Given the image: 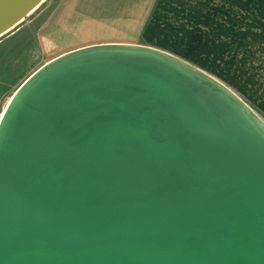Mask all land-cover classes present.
Instances as JSON below:
<instances>
[{"label": "water", "instance_id": "95a60500", "mask_svg": "<svg viewBox=\"0 0 264 264\" xmlns=\"http://www.w3.org/2000/svg\"><path fill=\"white\" fill-rule=\"evenodd\" d=\"M0 264H264V120L154 48L50 61L0 119Z\"/></svg>", "mask_w": 264, "mask_h": 264}, {"label": "crops", "instance_id": "0c3cea01", "mask_svg": "<svg viewBox=\"0 0 264 264\" xmlns=\"http://www.w3.org/2000/svg\"><path fill=\"white\" fill-rule=\"evenodd\" d=\"M223 2V9L221 7L218 13H221V21H224L223 24L220 23L218 30L215 31L218 39L217 51L211 49L213 43L210 38V30L208 29L207 36L203 35L201 30L204 28L201 24H205L200 21L201 16L204 14H208L206 27L211 26L209 15L211 0H59L55 14L44 26L43 34L49 33L51 27H59L60 23L62 25L69 22L72 14L79 15L83 9L88 10L85 14L89 15L90 19H103L98 17L97 12L109 11L112 14L109 18H105L108 19L109 26L105 29L91 30L88 33H91V36L95 37L96 40L85 41L78 46L87 44L146 46L169 53L196 68L199 66L194 63L195 61H215L217 58L218 63L222 61L227 63L224 61L227 59V53L232 54L236 81L239 82L240 79L241 83L244 82L249 87L240 88V91L252 94V99L256 100L259 108L264 111V77L258 74L260 70L264 69V64L259 65L257 68L254 66L255 62L260 63L264 60V39L259 40L264 34H257V40L253 36L250 42L253 45L246 46L245 43H249L246 41L247 38L253 35L251 30L254 25L259 26V22L251 20V23L247 26L248 30L244 29L242 18L243 0H228V2L223 0ZM232 11L234 12V21L228 23L226 13ZM259 19L258 17L257 20ZM77 20L75 19V21ZM80 22L78 21V23ZM87 22L85 21V26H87ZM189 23L191 24V30L188 27ZM259 28H264V23ZM204 37H207L206 40H204ZM80 38L79 34L72 32L68 41L75 42L81 40ZM229 47H231L230 50ZM255 70H257V73L254 72ZM257 75H259L258 79ZM256 84H258L257 87H255ZM237 90L239 89L237 88ZM237 90L233 92L237 94ZM238 96L255 111L251 102L248 103L246 99L240 95Z\"/></svg>", "mask_w": 264, "mask_h": 264}, {"label": "rangeland", "instance_id": "374dc122", "mask_svg": "<svg viewBox=\"0 0 264 264\" xmlns=\"http://www.w3.org/2000/svg\"><path fill=\"white\" fill-rule=\"evenodd\" d=\"M58 1L59 0H44L40 4V6L18 27H16L12 32L0 39V117L9 99L33 73H35L45 64L66 53L89 46H95L96 44H87L85 46L78 45L84 43L85 41L89 42L96 40L95 37L91 36V33H88L91 30L94 31L95 29H105L109 26V23L107 22L108 19H105L109 18V16L112 14L109 11L97 12L98 17H102L103 19H90L89 15L87 16L85 14V12H87L88 10L83 9L80 11L79 15L75 16V14H72L69 22L63 23L62 25L60 23L59 27H51V31L49 32L50 34L47 33L44 35V26L55 14ZM226 2H228V0H226ZM223 4V0H211V11L209 13L211 26L209 28L206 27V24H208V22H206L208 14H204L203 16H201L200 20L201 22L205 23L201 24L202 26H204V28L201 29L203 35L207 36L208 29L210 30V38L211 42L213 43L211 49H215L216 51L218 48V39L215 35V31L218 30V26L220 25V23L223 24L224 21H221V13H218V10L223 6ZM242 11L244 29L248 30L247 26H249L251 20H254L256 22L258 21L259 26L263 25L264 0H243ZM226 16L227 22L233 23L234 12H227ZM258 17L260 18L259 20H257ZM75 19L78 20L75 21ZM78 21L81 22L78 23ZM85 21H88L87 26H85ZM259 26H257V24L254 25V28L251 30L253 35L249 36L247 40L244 37V41L246 40L249 42L245 43L246 46L250 47L251 45H253L250 44L253 36L255 37V40H257V34H264V28H259ZM188 27L189 30H191L190 23L188 24ZM72 32H76L77 34H79V36L81 37V40H79L80 42L68 41V39L72 35ZM206 38L207 37H204V40H206ZM263 39L264 36L262 38H259V40ZM254 46L257 47L259 45ZM230 49L231 47H229V50ZM232 56V54L230 55L229 53H227V59L224 60L227 63H224L223 61L218 63V59L216 58L217 56L215 57V61L205 60L203 62L195 61L194 63L198 64V68L201 71L222 82L228 88L232 89V91L235 92L238 88L239 90H237V94L246 99L248 103L251 102V105L254 107L255 111L264 120V111L259 108L256 100L252 99V94H249V92L244 93L240 91V88L249 87L246 86L244 82L241 83L240 79L239 82L236 81V77L234 74V60H232ZM263 61H261L260 63L255 62V68L259 67V65L262 66L264 64ZM254 72L257 73V70H255ZM258 74L264 77V69L260 70ZM259 75H257V79L259 78ZM257 86L258 84H256L255 87Z\"/></svg>", "mask_w": 264, "mask_h": 264}, {"label": "bare ground", "instance_id": "6f19581e", "mask_svg": "<svg viewBox=\"0 0 264 264\" xmlns=\"http://www.w3.org/2000/svg\"><path fill=\"white\" fill-rule=\"evenodd\" d=\"M13 30H14V28H12L11 31L5 33L4 35H1V36H0V39L3 38L5 35L9 34L10 32H12ZM14 94H15V93H14ZM14 94H13V95H14ZM12 97H13V96H12ZM12 97L9 99L7 105L9 104L10 100L12 99ZM7 105L5 106L4 110H3L2 113H1V117H2V115H3V113H4L5 109H6ZM1 117H0V119H1Z\"/></svg>", "mask_w": 264, "mask_h": 264}]
</instances>
